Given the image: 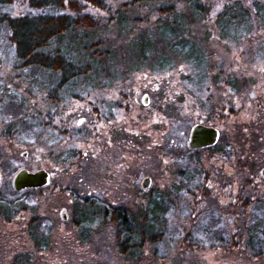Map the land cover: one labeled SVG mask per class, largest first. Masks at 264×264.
<instances>
[{
  "label": "flooded vegetation",
  "instance_id": "af4514ba",
  "mask_svg": "<svg viewBox=\"0 0 264 264\" xmlns=\"http://www.w3.org/2000/svg\"><path fill=\"white\" fill-rule=\"evenodd\" d=\"M47 68H41L37 79L18 78L28 95L40 93L37 114L30 111L34 103L23 92L16 98L0 92V105L17 110L9 119L0 113V139L14 138L17 124L19 131L34 132L43 151L33 165L24 150L21 155L28 163L9 176L0 160V181L24 169L46 173L47 183L38 187L45 192L54 178H74L71 182L77 185L79 178L87 182L92 189L86 195L72 186L71 208H60L58 216L81 238L88 237L96 219L106 218L115 230L121 264H160L166 257L170 264H187L193 257L196 264L204 260L201 252L207 243L215 245L226 264L237 260L238 253L242 261L264 262V117L253 116L242 127H255L256 134L262 131L261 141L240 143L237 110L220 107L196 115L185 110L179 117L169 81L144 77L121 92L114 110L80 107L83 112L75 113L73 105L74 111L64 118L65 98L94 87L106 91L113 81L89 85L71 73L70 78L49 79ZM51 105H59L60 112L50 110ZM144 111L155 115L156 128L143 125ZM176 117L182 121L175 131L171 124ZM56 186L63 189L62 182ZM114 189H120L119 197L112 195ZM80 203L90 204L88 211L84 213ZM31 222L28 248L14 252L8 264H47L48 217H33Z\"/></svg>",
  "mask_w": 264,
  "mask_h": 264
},
{
  "label": "rangeland",
  "instance_id": "374dc122",
  "mask_svg": "<svg viewBox=\"0 0 264 264\" xmlns=\"http://www.w3.org/2000/svg\"><path fill=\"white\" fill-rule=\"evenodd\" d=\"M202 1L205 5L210 3V0ZM245 1L249 2L251 0ZM16 6L11 11L12 18H17V14L24 11V6ZM220 6L212 8L217 11L221 8ZM177 8L184 10V12L187 10V13L179 19L182 23L181 28L185 30L177 37L183 39L186 44L183 50L180 51V55L171 54L174 58L169 59L171 52L168 47H165V39L162 38L158 43L151 39V37L158 38L160 36L154 32L152 26L134 32L131 30L130 33L127 30L131 29L129 25L126 27L118 25V28L115 26V33L118 34L117 38L119 41H125L127 45L125 47L128 48V51L121 50V52L127 53L126 55L134 56L142 51L147 52L145 47L157 48L147 53L148 57L143 62L147 67L129 73L127 78H120V81L126 79L123 82L116 80L112 83L111 88L106 89V91H99L98 87H94L77 95V97L65 98L63 107H65L66 112H64L63 117L65 118L69 111H74L73 105L75 106V113L77 111L83 112L78 110L80 107H89L90 109L95 107L96 110L102 112L105 107L111 106L114 110L121 92L134 85L135 81L144 77L147 79L158 78L162 79L163 82L169 81L172 85V91L169 93L176 96V105L180 111L179 117L185 116V110H189L191 114L196 115L203 113L202 111L216 110L220 107H224L225 111L232 108L235 111L237 110L240 115L241 132L239 142L244 139L247 142H260L258 136H262V131L256 134L253 131L255 127L253 130L250 129L252 127L247 129L244 127L243 131L242 127L250 123L253 116L264 117V30L257 33L255 39L249 41L247 35L241 34L243 30L237 25L226 26L224 21L220 24L215 17L193 16L192 12H188L187 0H180ZM90 13L103 15V19L107 16L105 11L101 9H93ZM107 34H113L112 28L107 31ZM139 37H141V40H139ZM1 41L3 43L0 42V89H4L0 92H6L4 95L11 98L17 96L18 92L20 94L23 92L27 96L28 94L23 86L17 84L19 82L18 78L22 77L14 68L13 48H6L4 40ZM163 47L165 48L164 62L158 63L162 58V50L160 49ZM123 60V56L115 55L112 62L107 64L108 69L114 70L118 61L123 62ZM132 80H134L133 83ZM87 83L90 85L89 82ZM24 86L26 88V85ZM36 95L34 97L29 94L27 97H29L31 104L34 103L30 111H36L37 114V111L40 110L41 96L40 93ZM6 100L7 98L4 99V101ZM7 107L5 103H1L0 113L5 114V118L9 119L13 111L17 110L11 108V106ZM41 107H44L43 104ZM55 108L52 105L49 106L50 110L56 112V114L59 113V105ZM154 116L144 111L143 125L156 128L157 125L153 124ZM59 118L60 116H57V119ZM178 121H182V119L176 117L174 124H171L175 131L180 124ZM4 126L6 125L4 124ZM15 128L14 138L0 139V160L3 171L7 176L23 164H27L28 161L34 165L36 158H39L43 153L38 143L39 138L35 140L33 131H19L17 124ZM24 150H27L30 154L26 163L21 155ZM10 179L8 177L1 178L0 181V245L2 243L0 255L3 259L0 264H8L9 258L14 252L26 251L28 248L26 241L31 239L28 233L29 224H32L31 219L33 217L43 219L46 216L50 225H48L50 243L46 253L47 264H121L123 262L118 255L119 248L116 247L115 230L112 228V224L107 223L106 218L103 222H98L96 219L92 231L87 234L88 237L81 238L78 236V231L69 226V221L64 223L58 216L60 208H71V193L68 191L72 190V186L77 193L80 192V194L86 195L92 189V186L88 185L87 182L81 180L80 183L79 178V184L77 185L76 182H71L74 178H54L51 187L53 191L50 189L49 193L45 192L43 188L33 191H15L11 187ZM117 181L118 178H114L113 185ZM61 182L63 183V189H55L56 184L61 186ZM97 192H100V190ZM119 194L120 189H114L112 195L119 197ZM37 228L40 227L37 226ZM160 239L162 238L160 237ZM12 245H14V248H12ZM209 245L210 243H207L202 247L201 259L204 260L195 263L226 264L220 255L215 253V245ZM143 251L145 254V248H143ZM242 255L238 253L237 260L235 259L227 264H264V262L242 261ZM165 261L166 263L160 261V264H170L172 260L166 257ZM191 261H193V257L187 264H192ZM179 264H182V262Z\"/></svg>",
  "mask_w": 264,
  "mask_h": 264
},
{
  "label": "trees",
  "instance_id": "16d2710c",
  "mask_svg": "<svg viewBox=\"0 0 264 264\" xmlns=\"http://www.w3.org/2000/svg\"><path fill=\"white\" fill-rule=\"evenodd\" d=\"M179 1L0 0V42L4 40L6 48H13L14 68L23 79L27 75L37 79L41 68L48 67V77L52 79L70 78L68 75L71 73L77 79L87 80L90 85L114 82L127 78L133 71L146 68L143 62L148 57L147 53L157 49L150 46L145 47L147 52L126 55L121 50L128 51L127 45L117 38L115 26L129 25V33L152 26L160 36L151 39L156 43L165 39V47L171 52L169 59L174 58L171 54L180 55L186 44L177 37L185 30L181 28L179 19L187 10L184 12L177 8ZM209 2L205 5L202 0H187L188 12L197 17H215L220 24L224 21L226 26L237 25L249 41L264 30V0ZM16 5L24 6V11L17 14V18H12L11 11ZM219 6L221 8L217 11L212 8ZM93 9L104 10L106 18L90 13ZM110 28L112 35L107 34ZM164 49H160L162 58L158 63L164 62ZM115 55L123 56L124 60L118 61L114 70H109L107 64L112 62ZM80 204L84 207V213L90 208L88 203Z\"/></svg>",
  "mask_w": 264,
  "mask_h": 264
},
{
  "label": "water",
  "instance_id": "95a60500",
  "mask_svg": "<svg viewBox=\"0 0 264 264\" xmlns=\"http://www.w3.org/2000/svg\"><path fill=\"white\" fill-rule=\"evenodd\" d=\"M46 173L44 171H36L34 173L21 169L12 178L11 185L15 191H21L25 188H37L44 186L48 178H43Z\"/></svg>",
  "mask_w": 264,
  "mask_h": 264
}]
</instances>
